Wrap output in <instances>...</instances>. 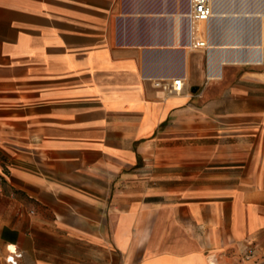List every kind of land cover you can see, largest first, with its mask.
Listing matches in <instances>:
<instances>
[{"label":"crops","instance_id":"0c3cea01","mask_svg":"<svg viewBox=\"0 0 264 264\" xmlns=\"http://www.w3.org/2000/svg\"><path fill=\"white\" fill-rule=\"evenodd\" d=\"M190 7L0 0V264L264 250V56L212 74Z\"/></svg>","mask_w":264,"mask_h":264},{"label":"bare ground","instance_id":"6f19581e","mask_svg":"<svg viewBox=\"0 0 264 264\" xmlns=\"http://www.w3.org/2000/svg\"><path fill=\"white\" fill-rule=\"evenodd\" d=\"M212 2L214 8L212 17L207 21L196 24L197 32L203 36L205 35L208 41L209 59L214 68L212 74H220L221 64L225 62L255 64L262 62L264 56L262 49L264 41V0H233L235 5L232 6V0H212ZM227 16L230 20L233 18L238 21L242 20L243 17H247L249 24L246 21L247 26L238 25V22L235 25L230 21L225 23ZM212 19L216 23L214 26L208 23ZM221 23L225 24L227 30L223 32L221 39H218L217 28ZM248 29L251 30L249 33L252 37L249 40H244L242 35Z\"/></svg>","mask_w":264,"mask_h":264},{"label":"built area","instance_id":"2783aa9c","mask_svg":"<svg viewBox=\"0 0 264 264\" xmlns=\"http://www.w3.org/2000/svg\"><path fill=\"white\" fill-rule=\"evenodd\" d=\"M190 10L187 14V18L192 22H204L209 20L214 12L212 0H190ZM192 39V45L196 48H207L208 41L206 38L194 37ZM155 84L161 87L168 95L180 94L184 87V80L181 76H174L171 79H157ZM22 253L18 251H11L7 256V261L11 264H18L19 257Z\"/></svg>","mask_w":264,"mask_h":264},{"label":"rangeland","instance_id":"374dc122","mask_svg":"<svg viewBox=\"0 0 264 264\" xmlns=\"http://www.w3.org/2000/svg\"><path fill=\"white\" fill-rule=\"evenodd\" d=\"M232 3H233V0H232ZM232 5H235V2L233 4H231V6ZM225 20H226L225 23H228V21H230L234 25H235V23L237 24V22H238V25L242 24L245 26L246 22H247V24H249V20L247 19V17H243L242 20L238 21V20H234L233 18H231V20H230V18L227 16ZM208 23L213 25V26L216 25L214 19H212ZM217 30H218L217 36H219L218 39H221V37L223 36L222 35L223 32H225L227 30V28H226L224 23H221V25L219 26V28H217ZM244 32L245 33L242 35L244 40L251 39L252 36L249 33L251 31L248 29ZM203 38H205V35L203 36ZM205 50L206 51L204 53V56L206 59V58H208L209 48H206ZM230 64H232V63H230ZM236 64L238 66V68H237L238 73L242 69L247 68V63H236ZM225 252L227 253V256L230 258L229 259L230 262L228 264H264V250H260L259 248L253 247L252 245H245L243 247H237V248L229 247V248H227V250Z\"/></svg>","mask_w":264,"mask_h":264}]
</instances>
